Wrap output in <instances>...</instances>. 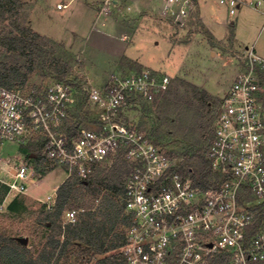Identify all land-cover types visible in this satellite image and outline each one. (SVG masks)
I'll list each match as a JSON object with an SVG mask.
<instances>
[{
	"label": "built area",
	"instance_id": "2783aa9c",
	"mask_svg": "<svg viewBox=\"0 0 264 264\" xmlns=\"http://www.w3.org/2000/svg\"><path fill=\"white\" fill-rule=\"evenodd\" d=\"M141 2L95 0L94 5L98 16H111L130 14ZM152 2L162 18L177 23L189 21L199 6V0ZM220 2L234 15L243 0ZM243 52L241 71L217 105L205 137L204 155L213 173L206 188L196 182L193 167L125 114L140 108L132 96L152 102L167 93L171 78L157 70L113 74L104 87L87 89L99 124L92 128L82 122L73 133L63 129L77 104L72 84L49 79L32 87L0 85V150L7 141L41 142L42 162L54 161L81 180L123 157L128 171L122 202L130 221L118 253L129 264H215L219 259L264 264V222L253 229L264 202V58L254 45ZM35 168L19 160L6 182L9 190L27 191ZM247 190L253 198L241 201ZM77 218V209L66 211L65 222Z\"/></svg>",
	"mask_w": 264,
	"mask_h": 264
},
{
	"label": "rangeland",
	"instance_id": "374dc122",
	"mask_svg": "<svg viewBox=\"0 0 264 264\" xmlns=\"http://www.w3.org/2000/svg\"><path fill=\"white\" fill-rule=\"evenodd\" d=\"M22 1L31 5L27 22L32 28L62 43L63 51L73 56L69 78L81 82L85 90L104 87L113 74L132 73L138 65L142 70H157L169 75V93L165 94L166 102L163 101L162 106L149 107L151 111L145 114V118L141 108L130 107L125 114L136 125L143 121L145 131L146 127L157 128L162 144L174 151L185 152L190 145H199L203 132L201 126L214 122L218 105H207L195 98L192 91L177 79L188 80L222 98L234 83L246 47L254 45L256 52L264 58V0L259 5L256 0H243L234 15L220 0H199L198 11L184 23L162 18L152 0H142L141 11L135 14L100 15V18L95 0ZM59 3L69 7L59 11L56 9ZM97 16L99 23L94 21ZM2 52L4 49L0 46V56ZM49 79H42L39 72H34L28 85ZM88 107L91 110L90 104ZM199 114L201 122H197ZM0 160V181L6 185L19 160L28 161L35 167L37 164L29 158L27 151L22 150V145L14 141L2 145ZM39 166L41 170L35 168L27 191L15 193L0 187V233L17 236L20 243V237H28V243L22 244L34 252L43 247L47 236L43 223L39 222L40 213L55 205L57 188L72 176L51 160L40 161ZM43 168L49 171L45 173ZM94 186L92 184L93 189ZM96 186L102 189L100 200L104 194L114 193L101 184ZM75 194L78 196L76 205L93 206V192L78 185ZM113 196L120 199L116 193ZM69 209H72L70 205L63 213V220ZM100 257L103 255L97 254L94 261ZM60 264L93 262L88 263L87 257L79 260L77 247L73 246L69 257L63 258Z\"/></svg>",
	"mask_w": 264,
	"mask_h": 264
},
{
	"label": "trees",
	"instance_id": "16d2710c",
	"mask_svg": "<svg viewBox=\"0 0 264 264\" xmlns=\"http://www.w3.org/2000/svg\"><path fill=\"white\" fill-rule=\"evenodd\" d=\"M30 6L29 3L22 0H0V46L4 49L0 56V85L8 87L29 86L30 75L34 72H39L42 79L50 78L68 82L76 88L78 99L72 117L65 121L64 131L73 133L82 122L88 124L89 127L97 128L99 123L88 110L87 91L81 82L69 78L73 69V56L63 51L64 45L62 43L56 42L32 28L27 22ZM133 64L138 65L134 62ZM141 67L138 65L134 72H141ZM177 80L189 88L195 98L202 100L205 104L214 103L217 105L220 103L221 98L213 96L206 89L200 88L185 79L179 78ZM32 86H36V84ZM167 93H169V89ZM164 96L165 94L155 98L152 102H148L140 96H132L131 102L140 105L144 113L143 118H145V114L151 111L149 107L163 105V101L166 100V96ZM196 118L197 122L199 120L201 122L202 116L200 114ZM143 123L140 121L139 128L155 142L162 144L159 130L146 127L145 131ZM201 129L203 132L200 135L199 145L192 144L185 152L174 151L167 145H163L169 148L175 157H183V163L194 168L196 182L206 188L212 184L213 173L204 155V141L206 135L211 133L212 123L208 126H201ZM22 150L27 151L29 158L37 162L36 169L40 171L42 143L31 141L23 144ZM43 171L47 173L49 170L43 168ZM127 171V162L119 156L111 167H99L86 180H81L75 173L71 174L72 176L66 178L57 188L55 205L40 213L39 222L43 223L47 231L43 247L34 252L28 246L20 243L17 236L0 233V264H60L63 258L69 257L73 246L77 247L79 260L87 257L88 263L129 264L122 255L116 252L125 244L126 226L130 221L125 214L122 202ZM92 184H95V189L92 188ZM100 184L118 194L120 199L117 200L113 193L104 194L103 199L100 200L99 196L102 189L96 186ZM78 185L95 194L93 206L92 204L87 207L81 204L76 205L78 196L75 191ZM0 187L2 189L9 188L1 181ZM251 198L253 195L251 191L247 190L246 195L242 196L240 200L245 201ZM68 205L72 209H82L78 212L75 223H67L62 218ZM258 208L259 212L256 215L253 229H257L264 222V202ZM97 254L103 255V257L94 261ZM215 264H223V260H216Z\"/></svg>",
	"mask_w": 264,
	"mask_h": 264
},
{
	"label": "crops",
	"instance_id": "0c3cea01",
	"mask_svg": "<svg viewBox=\"0 0 264 264\" xmlns=\"http://www.w3.org/2000/svg\"><path fill=\"white\" fill-rule=\"evenodd\" d=\"M261 2V1H260ZM260 2H259V4H260ZM259 4H257V5H259ZM141 6H143V2H141V4L139 5V9L138 10H135L134 12H132V13H130V14H135V13H137L138 11H141L140 9H141ZM69 6H67V7H65V8H56V9H58L59 11H63V10H65L66 8H68ZM201 13V12H200ZM201 17H202V19H203V21H204V23L206 24V26L209 28V26H208V24H207V22H206V19H205V17L202 15V13H201V15H200ZM99 18H100V16H99ZM98 18V16L95 18V22L96 23H99V19ZM77 25H78V23H76ZM73 27V26H72ZM75 28H76V25L74 26ZM210 29V28H209ZM83 29H80L79 31H82ZM81 33V32H80ZM220 38V37H219ZM241 71V64H240V67H239V70H238V73H237V75L239 74V72ZM237 77V76H236ZM227 92V91H226Z\"/></svg>",
	"mask_w": 264,
	"mask_h": 264
},
{
	"label": "water",
	"instance_id": "95a60500",
	"mask_svg": "<svg viewBox=\"0 0 264 264\" xmlns=\"http://www.w3.org/2000/svg\"><path fill=\"white\" fill-rule=\"evenodd\" d=\"M20 241H21L23 244H27L28 241H29V238H28V237H20Z\"/></svg>",
	"mask_w": 264,
	"mask_h": 264
}]
</instances>
